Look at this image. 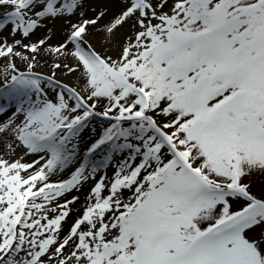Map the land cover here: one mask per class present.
I'll return each mask as SVG.
<instances>
[{"label":"snow or ice","instance_id":"obj_1","mask_svg":"<svg viewBox=\"0 0 264 264\" xmlns=\"http://www.w3.org/2000/svg\"><path fill=\"white\" fill-rule=\"evenodd\" d=\"M0 8V264H264V0Z\"/></svg>","mask_w":264,"mask_h":264},{"label":"bare ground","instance_id":"obj_2","mask_svg":"<svg viewBox=\"0 0 264 264\" xmlns=\"http://www.w3.org/2000/svg\"><path fill=\"white\" fill-rule=\"evenodd\" d=\"M4 11H5L4 9L0 8V14H2ZM72 19H73V21H75L76 18L72 17ZM48 27H50L52 29V32L50 34L51 40L49 42L52 44H55L57 41H59L62 38V36L64 34V29L67 27V25L64 23L63 19H57L54 23L50 22L48 24ZM48 34L49 33H47V30L45 28H41V29L37 30L33 36H31V39L33 41H35L36 39L43 38L44 35H48ZM98 35H99V33H97L94 37H96ZM9 39H11V38L9 37ZM25 42H27V41H25ZM92 43L99 50L103 44V41L102 40L100 41L97 38V39L92 40ZM38 59L40 60V64L37 66L36 71L44 72V73L49 72L50 71V64L52 62L51 59L43 53H41V55L38 57ZM18 66L23 67V65H21L20 63H18ZM57 76L60 77L61 79L66 80V81L72 80V77H70V76H68V77L63 76L62 70L57 72ZM86 190H87V185H85V187L83 189H81L80 192L77 193V195L80 196V199L83 198L82 201L80 202V204L83 203Z\"/></svg>","mask_w":264,"mask_h":264},{"label":"rangeland","instance_id":"obj_3","mask_svg":"<svg viewBox=\"0 0 264 264\" xmlns=\"http://www.w3.org/2000/svg\"><path fill=\"white\" fill-rule=\"evenodd\" d=\"M4 13V12H3ZM3 13L2 14H0V19H2L3 18ZM101 34H99L98 36H96V37H93L94 39H99L100 41L102 40L101 38ZM94 39H92V40H94ZM17 63H19V61H17ZM259 179L257 178V181H256V189H258L259 188ZM256 189H254V190H256ZM73 195H77V192H73L72 193ZM83 199V198H82ZM82 199H80V202L82 201ZM80 202L79 203H76V204H73L72 205V207L74 208V209H76V208H79L80 207ZM73 215H75V213H73Z\"/></svg>","mask_w":264,"mask_h":264}]
</instances>
